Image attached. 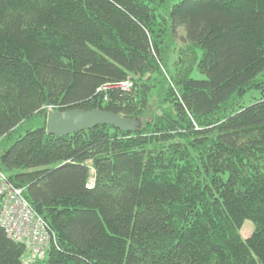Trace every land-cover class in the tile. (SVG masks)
Here are the masks:
<instances>
[{
	"label": "trees",
	"instance_id": "obj_1",
	"mask_svg": "<svg viewBox=\"0 0 264 264\" xmlns=\"http://www.w3.org/2000/svg\"><path fill=\"white\" fill-rule=\"evenodd\" d=\"M71 108L141 126L49 134ZM0 169L53 235L0 224V264H264V0H0Z\"/></svg>",
	"mask_w": 264,
	"mask_h": 264
},
{
	"label": "built area",
	"instance_id": "obj_2",
	"mask_svg": "<svg viewBox=\"0 0 264 264\" xmlns=\"http://www.w3.org/2000/svg\"><path fill=\"white\" fill-rule=\"evenodd\" d=\"M132 87L133 82L130 79L107 85L108 89L117 88L123 91H129ZM0 224L9 237L25 244L29 251L26 263L46 257L47 247L53 237L47 222L25 197L24 189L12 183L1 169Z\"/></svg>",
	"mask_w": 264,
	"mask_h": 264
},
{
	"label": "water",
	"instance_id": "obj_3",
	"mask_svg": "<svg viewBox=\"0 0 264 264\" xmlns=\"http://www.w3.org/2000/svg\"><path fill=\"white\" fill-rule=\"evenodd\" d=\"M98 125H110L124 132L134 133L141 122L136 118L115 113L101 108L66 110H50L47 116L46 130L52 135H69L78 131L89 130ZM36 211L42 215V202L35 205Z\"/></svg>",
	"mask_w": 264,
	"mask_h": 264
},
{
	"label": "rangeland",
	"instance_id": "obj_4",
	"mask_svg": "<svg viewBox=\"0 0 264 264\" xmlns=\"http://www.w3.org/2000/svg\"><path fill=\"white\" fill-rule=\"evenodd\" d=\"M185 35V31L183 28H179L178 29V33H177V40L178 42H182L183 41V36ZM195 76L200 77V75L198 73L195 74ZM261 97V93L257 90H252L249 91L243 98V104L244 105H249L253 102H255L256 100H258ZM40 118H35L33 121H29L27 123H25L22 128H20V132L15 134V138L16 139L20 134H24L28 128H32V127H36L40 125ZM11 141H9L10 143ZM4 145V144H3ZM8 146V142L5 143V147ZM4 147V146H3ZM254 229V224L252 223L251 220L246 219L243 227H242V234L244 237L249 236L252 231Z\"/></svg>",
	"mask_w": 264,
	"mask_h": 264
}]
</instances>
